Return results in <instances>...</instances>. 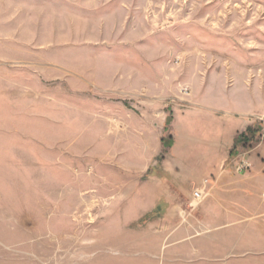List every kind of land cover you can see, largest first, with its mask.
Wrapping results in <instances>:
<instances>
[{"label":"rangeland","instance_id":"rangeland-1","mask_svg":"<svg viewBox=\"0 0 264 264\" xmlns=\"http://www.w3.org/2000/svg\"><path fill=\"white\" fill-rule=\"evenodd\" d=\"M3 49L21 103L0 142V264H264L204 259L205 239L143 208L148 126L176 84L230 62L264 79V0H0Z\"/></svg>","mask_w":264,"mask_h":264},{"label":"crops","instance_id":"crops-1","mask_svg":"<svg viewBox=\"0 0 264 264\" xmlns=\"http://www.w3.org/2000/svg\"><path fill=\"white\" fill-rule=\"evenodd\" d=\"M206 69L197 68L185 83L186 95L183 84H176L169 114L151 117L148 138L154 151L146 169L151 186L143 194V208L159 214L157 221L180 228L182 238L198 239L197 244L205 239L209 256L202 258L250 263L256 260L251 255L264 254V144L250 172L233 175L230 168L238 135L264 119L262 68L230 62L215 72ZM16 88L8 91L7 56L0 50V142L6 135L8 96L21 103Z\"/></svg>","mask_w":264,"mask_h":264},{"label":"built area","instance_id":"built-area-1","mask_svg":"<svg viewBox=\"0 0 264 264\" xmlns=\"http://www.w3.org/2000/svg\"><path fill=\"white\" fill-rule=\"evenodd\" d=\"M261 122L263 123L262 126H263V131H264V120H261ZM253 137H255V135H252L251 133H249V131H245L238 135V146L236 147V149L239 150V152L237 156L233 157L232 166L230 168V172H232L233 174L239 175V174L249 171V169L251 168L252 165L250 161H248L247 158H245L244 150H246L247 146H250L253 143V141L251 140ZM258 138L259 137L256 136L255 139H258ZM263 138H264V134L262 135L261 139ZM201 195L202 194L199 190H196L194 192V196L197 199H199Z\"/></svg>","mask_w":264,"mask_h":264}]
</instances>
